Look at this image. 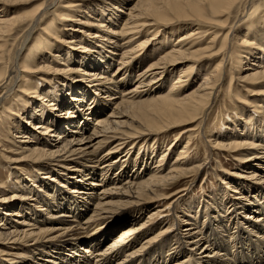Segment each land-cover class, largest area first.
I'll list each match as a JSON object with an SVG mask.
<instances>
[{
  "label": "bare ground",
  "instance_id": "6f19581e",
  "mask_svg": "<svg viewBox=\"0 0 264 264\" xmlns=\"http://www.w3.org/2000/svg\"><path fill=\"white\" fill-rule=\"evenodd\" d=\"M21 1L0 0L1 109L12 114L16 95L21 93L28 97L27 104L43 113V106H49L53 115L48 120L54 119V110L59 112L68 106L72 110L58 113L63 125L59 128L50 126L42 112L29 114L27 124L13 123L17 137L22 139L14 142L17 147L13 151L17 152L12 153L11 147L0 150L2 155L7 154L5 150L11 152L6 157L20 167L9 168L13 170L10 174L15 173L16 188L0 192V245H25L32 254L29 261L4 262L264 264V129L263 133L251 134L254 127L249 124L253 122L254 126L257 120V128L264 127V0H64L66 6L56 11L70 13L61 18L69 23L63 24L53 16L50 21L55 27L52 23L49 27L52 30L46 26V13L56 0H40L33 9L10 11ZM130 1L133 3L124 12ZM238 5L247 9L249 18L232 27L228 21ZM208 8L212 14H207ZM172 15L178 17L177 23L170 21ZM194 16L199 20L197 28L189 21ZM99 21L101 24H96ZM215 23L220 25L218 31ZM200 28H205L209 36L205 41H200ZM63 37L69 41H63ZM31 41L47 47L37 59L22 58V51ZM233 42L246 49L237 66L238 80L244 84L237 82L233 87L247 89L253 97L248 99L249 104L258 103L263 110L256 117L248 106L241 105L239 112L247 116L243 118L244 126L238 122L231 125V136H225L228 141L219 142L217 147L236 153L243 165L249 166L241 167L254 171L243 169L249 174L236 175V182L251 185L253 192L257 189L259 194L248 197L244 189L239 191L236 188L240 187L227 184L226 193L233 192L230 199L224 195L225 201H212L216 209L208 203L209 211L217 212L215 216L201 212L205 217L201 224L203 220L198 222L191 213L187 215L189 219H179L157 236L146 238L156 228L152 219L162 221L160 210H156L136 226L141 220L136 217L149 210L147 203L177 195L183 189L168 194L166 190L172 186L169 182L178 183L206 169L204 163L189 166V141L170 161L167 152L174 153L179 148L186 130L175 134L155 162L152 156L148 157V144L151 143L152 152L159 150L161 131L184 125L199 113V102L193 101V93H186L185 89L195 68V56L201 61L197 74L201 73L202 82L193 90L199 98L214 102L219 72L224 78L229 76L231 82L235 80L233 55L229 65L226 56H222L214 66H208L203 55L199 56L202 51L212 50L215 56ZM62 44L69 46L67 50ZM151 46H155L154 51L158 49L157 55L153 50L147 53ZM10 51L14 52L12 60L6 58ZM72 54L75 59H69ZM77 57H90V61L85 64ZM251 57L258 58V62H251ZM245 59V65H251L247 70L243 69ZM148 60L152 62L141 69L142 62ZM180 63L185 66L178 71ZM60 85L73 89L72 101L63 97L65 88ZM60 94L62 98L56 99ZM38 102L41 105H36ZM239 127L243 133L238 132ZM50 133L52 140L46 138ZM139 140L145 143L147 152L136 154L134 160L131 158L136 149L132 148ZM208 142L211 144L212 140ZM145 158L152 159L154 168L146 165L141 172H128L133 160L138 164ZM22 164L26 166L21 167ZM181 198L168 203L172 215L178 213ZM134 211L138 214L128 220ZM99 233L104 241L97 240Z\"/></svg>",
  "mask_w": 264,
  "mask_h": 264
},
{
  "label": "rangeland",
  "instance_id": "374dc122",
  "mask_svg": "<svg viewBox=\"0 0 264 264\" xmlns=\"http://www.w3.org/2000/svg\"><path fill=\"white\" fill-rule=\"evenodd\" d=\"M37 2H40V0H34V1H30V2L23 0L21 2H17L16 4H14V6L12 8H10V11L14 12V11H19L21 9H26V10L33 9L36 6ZM131 2L133 3V1H130L128 3L129 5L128 4L125 5V7L123 8L124 12H127V8L130 7L132 4ZM60 6H66V4H64V0H58V1L56 0L48 8V10H47L48 13H46V15L47 14L50 15V16L49 15L46 16V18L49 17L48 20L46 21V26H48V28L52 27L50 23H52L53 26L55 27V24L50 21L53 16L57 19V21H60L63 24H64V22H65V24L69 23V22H67L68 20L63 21V19H61V18H65V16H69L70 13H68L65 10H64V12L57 13L58 11H56V10L61 8ZM234 8L235 9H233L232 16L230 17V19L228 21L229 22L228 25H231L232 27H235L236 24L238 26L240 24V22H245V20H247L249 18V14L246 13L247 9H244L243 6L238 5V6H235ZM206 10H207L206 11L207 14H212L211 10H209V8ZM55 14H59V16H56ZM118 14H119V12L116 13L113 16V18H116L118 16ZM170 18H171L170 21L174 22V23L175 22L177 23L179 20L178 17L177 16L175 17L174 15H172ZM241 18H242V21H239V19L241 20ZM189 21H190L191 26L195 25V28L198 27L196 24L199 23V20L197 19L196 16L189 18ZM100 22L101 21L96 22V24H99ZM174 23H172V24H174ZM73 24H77V23L75 22ZM102 25H104V23H102ZM175 25H173L172 28L175 27ZM214 27H215L214 29L216 31H218V27H220V25L215 23ZM84 29H87V28H84ZM50 30H52V29H50ZM205 30H206L205 28H200V30H198L201 32V34H199L200 35V41H205L209 38V36L206 35ZM76 34H77V32H76ZM58 35H60V34H57V35L53 34V36H58ZM84 37H86V35H84ZM84 37H83V39H84V41H86L87 38H84ZM162 38H164V36H162ZM62 40L66 42V41H69V38L63 37ZM33 42L34 41L29 42V45L22 51V53H21L22 58L28 57L29 60L37 59L40 56V54L45 51V46H46L45 44L33 45ZM47 42H48V44L52 43L51 41H47ZM202 43H200V44H201L202 48L204 49V45ZM233 43H229L230 46H226V48L223 50V52L221 51L220 53L216 54L215 56H214V53H212V52H215V50H212V52L202 51L201 54H199V56L203 55V57H204L203 61L206 64H208V66H210V65L214 66L216 61L218 62L220 60V58H222V56H226V60H227L226 63L229 65L228 61L231 60V56L233 55L232 64L234 67H232V70H233L232 73L235 74V78H234L235 80H233L231 82L229 76L227 78H224L223 74L221 72H219L218 76H217V79H218L217 80L218 81L217 82V88H215L216 99L214 100V102L211 100L207 101L206 97L199 98L198 92H193V90L195 91V89H197L199 84L202 82L201 73L199 74V72H198V74H197V68H198L197 65H199V63L201 61H199V59L198 60L196 59L198 57V55L195 56L194 57L195 61H193V62H195V64H194L195 68L193 69L192 76L186 81L187 85H186L185 89H186V93H191V92L193 93V98H192L193 101L199 102V107H201V109L199 110V113L197 114L195 119L189 120V122L185 123L184 125H181V126L175 127V128H169L168 130L161 131L159 133L160 134L159 142H157L158 143L157 145H159V147H160L159 150H158V148H156L154 150V152H152L151 143L148 144V152H149L148 157L152 156V158H154V162H155V161L159 160L162 152L166 151L167 148L170 146V143L174 140V138L176 136L175 134H177L178 131L186 130L184 132L183 137H182L181 145L179 146V148H177L174 153L171 150L167 152L169 157H170V161L173 162V159L179 153L178 151L183 146H185V144L189 141L191 143L190 148H189V153H190L189 159L192 160V162L189 166L192 167V166L201 165V163L202 164L204 163L203 165H204V167H206V169L203 168L198 173H194L191 176L189 175L187 177H184L181 180H178L179 181L178 183H177V181H175L174 184H173L174 181L169 182L170 184H172V186L168 190H166V192H168V194L170 192L172 193L176 190L183 189L177 195H169L171 197H169L168 199H160V200L158 199V203H154L153 201H150L149 203H147V204H149V205H147V208L149 210H147V211L144 210L145 214L138 215L136 217V218L141 219L136 226L145 222L148 219L149 215L152 214L156 210H160V213H161L160 216L162 217V221L160 219H157V220L154 218H153L154 220L152 219V222H154L153 225H156V228H154V230L149 231L146 235V238H150L151 236L152 237L157 236L159 234V232H161V230L164 231L165 229L170 228L171 225L173 223L177 222L179 219H181V220L183 218L189 219V217L187 215L193 214L192 216H195V218L198 220V222L203 220L202 222H200L201 224L205 221V217L203 216L204 213L211 214V215L215 216L217 214V212L211 211V210L209 211L208 203H211V206L214 207L212 205V201H215L217 198L218 199L220 198L221 200L225 201L224 195L230 199L229 195H230V193L232 194L233 192L226 193L227 190L225 189V187L227 186V184H232V185L234 184L235 187H240V188H236L239 191L241 188L244 189L243 192L247 193L245 195H247L248 197L259 194V193H257L256 187H253L256 189V191L253 192V190L251 189V185L245 184V183L237 185V182H236V177H235L236 175H238L240 173L249 174L247 172L252 171V169L241 167V165H243L244 162L240 161L238 159V157H236L237 156L236 153L224 151V150L220 149L219 147H217L220 144L219 142L228 141V140L225 141V138L228 136H231L229 133L230 130L233 131L232 129H230L232 127L231 125H233V124L235 125V123L238 122V123H240V127L244 126L243 123H244L245 119H243V118H246L247 116L241 115V111L239 112V108H241V105L245 104V106H248L250 111H252V112L254 111L253 116H256V117H258L259 115L261 116L262 110H263L262 107L258 106L259 105L258 103L249 104L248 99H252L253 97L250 96V94H249L250 92H247V89H244V87H242V86L241 87L238 86V88H237V86H235V88L233 87L234 84H236L237 82H239L240 85L244 84L243 81L238 80L237 66L239 65L238 59L244 58L246 55V54L244 55L245 52H243V50L244 51L246 50L245 48L242 49V46H240L239 43H237V44L236 43L233 44ZM162 44H164V43L162 42ZM62 45L65 47L64 50H67V48L69 47L68 45H64V44H62ZM154 47L151 46V48H149L150 50L147 53H149V52L151 53L152 50L154 49ZM157 47H159V45ZM227 47H229V48H227ZM237 50H240V52ZM241 50H242V52H241ZM155 51H156V49H155ZM155 51L153 50L154 55H155ZM47 52H48V50H47ZM9 53H10L9 55L7 53L8 56L6 58H11V60H12L14 52L10 51ZM74 53L76 54V52H74ZM209 53H212V54L208 55ZM75 54H72L71 56H69V59L72 57H73V59H75ZM157 54H158V49L156 51V55ZM258 56H260V55H258ZM263 56L264 55L262 54L261 58ZM209 57H210V59H209ZM76 59H78V60L80 59V62L82 61L85 64H88V62L90 61V57H88V59H83V58L81 59V58L77 57ZM250 59H251L250 61L253 63L258 62L257 61L258 58H256V60H254L255 57H251ZM246 61H247L246 59L243 61V64H244L243 69L249 68L251 66V65L246 66L245 65ZM151 62L152 61H150V60L145 61V62L143 61L142 62L143 64L140 66V68L142 67L141 69H144ZM53 65H55V64H53ZM182 66H185V65H183V63H180V65L179 64L177 65L176 69L179 71L182 69ZM103 70H107V67H104ZM245 70H247V69H245ZM242 72H244V71H242ZM243 74L245 75L246 73L244 72ZM184 80H185V78H184ZM9 82H10V80L7 83H9ZM7 83H5L3 86H5ZM219 84L223 85V87L219 86ZM60 87H63V86L60 85ZM14 88L16 89L17 86H15ZM63 88H65V87H63ZM64 90H65V93H64L63 97L65 99L72 101L74 98L75 92L74 91L70 92V91L73 89L69 90L68 88H65ZM56 96H57L56 99L62 98L61 94L56 95ZM26 97L27 96H23L21 93L19 95L18 94L16 95L17 100L14 101V103L15 104L17 103V104L13 105V107L15 109L13 110L12 114L9 113L8 111H3L1 109L2 104L0 105V150H4L5 148L8 149L9 147H11L9 149H11V151H13L14 147L15 146L17 147V145H15L14 142L22 140V139H20V137H17V136H19L18 135L19 133H17V131H15L16 127H13L14 126L13 123H21L22 122L23 125H25V124H27L26 121H28L27 120L28 117L32 113L35 114L37 112H42L41 116L47 117L46 120H47V122H49L50 126H56L57 128H59L60 126H63V125H61V123H60V120H59L60 115L58 113H61L63 111L68 112V111L72 110V109H69V106L67 108H65L64 110L59 111V112H56L53 109L54 110V116H53L54 119L48 120L49 119L48 117L53 115V113H51L49 106H46V107L43 106V108H45V110L49 112V114L47 115L45 110L43 113V111H40L39 108H37L35 106H30V104H27L26 102H27L28 97L27 98ZM50 97L52 98V95H50ZM36 105H41V104H39V102H38ZM37 115H39V114H37ZM74 118L76 119L77 116L76 117L74 116ZM160 119L162 122H165V124L167 123L164 118H160ZM261 119H260V121H261ZM80 121L83 122V119H80ZM38 122H40V121H38ZM256 122L258 124L254 125V126H253V122L249 123L252 127H254V131L251 134H253L255 132L263 133L264 127L260 126L257 128V125H259V121L256 120ZM90 123H92V122L90 121ZM262 125H264V122H262ZM240 127H239L238 132L243 133V130H241ZM188 128L189 129L193 128V129L188 130ZM30 130L32 131V133L34 132V135H35V131L31 128H30ZM197 131H202V132H201V134H197ZM29 133H28V135H29ZM32 133H30V135L33 136ZM52 135L53 134L50 133L46 138L48 140H52L53 139ZM14 136H16V137H14ZM37 136H39V135H37ZM208 137H210V138H208ZM208 139L212 140L211 144L208 142ZM132 150H135V151H133L134 155L131 158V159H134L137 156L136 154H138V153L140 154L144 150H145L144 153L147 152V146L145 145V143L142 142V140H139V142L132 148ZM5 151L7 154H4V155H2V153L0 151V153H1L0 154V192H2V191L11 192L12 190H14L16 188L13 184L14 180L16 178L14 177L15 173L10 174V172H11L10 170H12L14 167H18V166H16L17 164L10 161V159H8L6 157L8 155H12L11 152H9L7 150H5ZM14 152H17V151H13L12 153H14ZM170 153H171V155H170ZM168 155H167L166 159H168ZM133 161H132V163L128 169V172L129 173L131 172V174L134 173L133 171H135V170H140V172H141L142 170L145 169L146 165H150L151 168L156 165L155 163L152 164L153 161L151 158L150 159L145 158V161H141L138 164H134ZM252 163H256V161H253ZM22 166H26V165L22 164L21 167ZM243 166L249 167L246 164ZM9 168H12V169H9ZM18 168H20V167H18ZM243 169H246L247 172H242ZM252 172H254V171H252ZM257 172L259 173L260 171L258 170ZM30 184L31 183L28 182V185H30ZM254 185L256 186V184H254ZM179 196L182 197L181 198L182 202L180 201L179 205H178L180 207V209L177 206V212L178 213L172 215L171 211L169 212V209L171 207L168 205V203L173 201L174 198H180ZM167 197H168V195H167ZM220 202L221 201L218 200V203H220ZM223 204H224V202H223ZM192 206H193V209H192ZM154 208H156V209H154ZM213 209H216V207H214ZM183 210L185 211V213H180V211H183ZM148 211H150V212L148 213ZM198 211H199V213L196 215L195 212H198ZM1 212H2V210H1ZM201 212L202 213L204 212V213L201 215ZM137 214L138 213L134 211L133 214H130L127 217L128 220L132 219L133 218L132 216L133 215L136 216ZM223 216H225L224 213H223ZM2 217H5V216L2 215ZM154 217L156 218V215ZM12 219H18V218H12ZM164 220H168V223L166 222L164 224L163 223ZM172 220H173V222H172ZM101 238H102V240H101ZM104 239L105 238H104L103 234L99 233L97 240L104 241ZM157 240H159V237H157ZM171 240L172 239H170L169 243H172ZM2 251H4V252H2ZM66 253H68V251H66ZM31 256H32V254H30L27 251V248L25 247V245H19V244H14L12 246L0 245V264H7L6 262H4L5 260L6 261L8 260L9 263H11L13 261H15V263H18L20 261L23 262L24 260L29 261L32 258ZM12 258H15V259L11 260ZM38 262L42 263L41 260H38ZM26 263L30 264V262H26ZM23 264H25V263H23Z\"/></svg>",
  "mask_w": 264,
  "mask_h": 264
}]
</instances>
